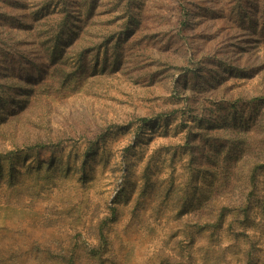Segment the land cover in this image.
Returning a JSON list of instances; mask_svg holds the SVG:
<instances>
[{
    "label": "rangeland",
    "instance_id": "rangeland-1",
    "mask_svg": "<svg viewBox=\"0 0 264 264\" xmlns=\"http://www.w3.org/2000/svg\"><path fill=\"white\" fill-rule=\"evenodd\" d=\"M11 150L0 264H264V0H0Z\"/></svg>",
    "mask_w": 264,
    "mask_h": 264
},
{
    "label": "trees",
    "instance_id": "trees-1",
    "mask_svg": "<svg viewBox=\"0 0 264 264\" xmlns=\"http://www.w3.org/2000/svg\"><path fill=\"white\" fill-rule=\"evenodd\" d=\"M20 150H11L9 152H6V153H3V154H0V157H2L3 155H6V156H10L11 154H15L17 152H19ZM256 178H257V170L254 169L252 174H251V182H250V189L248 191V194H247V197H246V203L243 204V205H239V204H235L234 208H231V209H228V212L227 213H223L221 212L220 216L217 217L216 221L215 222H209L208 224V228H209V232H208V235L207 237L210 239V240H214L215 237H220V234L223 230H227L229 231L230 233L233 234V237L237 238V236H239L240 234H244L243 232H234L233 229H232V222H236V220L238 219V217L242 216L243 215V220L248 218L249 216V212H250V204L248 203L249 200H251V196L252 194L254 193L253 191V188L256 187ZM228 215H232V219L231 221L228 222V226H224L225 223L228 221L227 220V217ZM242 220V221H243ZM229 233V235H231ZM246 237H248V235H246ZM210 243V242H209ZM253 250L255 249H252L250 247V249H247L246 251H244V255L246 257V264H251V261H252V253H253Z\"/></svg>",
    "mask_w": 264,
    "mask_h": 264
}]
</instances>
